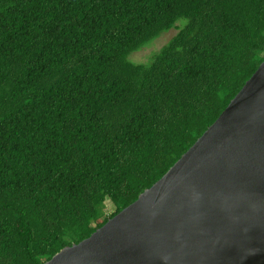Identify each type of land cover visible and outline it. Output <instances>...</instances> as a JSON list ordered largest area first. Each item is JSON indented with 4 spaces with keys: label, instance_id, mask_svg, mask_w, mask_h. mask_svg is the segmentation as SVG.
<instances>
[{
    "label": "trees",
    "instance_id": "obj_1",
    "mask_svg": "<svg viewBox=\"0 0 264 264\" xmlns=\"http://www.w3.org/2000/svg\"><path fill=\"white\" fill-rule=\"evenodd\" d=\"M263 60L264 0H0V264H42L133 203Z\"/></svg>",
    "mask_w": 264,
    "mask_h": 264
},
{
    "label": "water",
    "instance_id": "obj_2",
    "mask_svg": "<svg viewBox=\"0 0 264 264\" xmlns=\"http://www.w3.org/2000/svg\"><path fill=\"white\" fill-rule=\"evenodd\" d=\"M42 264H264V60L158 181Z\"/></svg>",
    "mask_w": 264,
    "mask_h": 264
},
{
    "label": "rangeland",
    "instance_id": "obj_3",
    "mask_svg": "<svg viewBox=\"0 0 264 264\" xmlns=\"http://www.w3.org/2000/svg\"><path fill=\"white\" fill-rule=\"evenodd\" d=\"M184 22L185 20H181L179 25H183ZM177 32L178 29L176 28L163 32L150 44L138 51L133 52L130 58L136 63L145 64L150 62L152 55L159 51Z\"/></svg>",
    "mask_w": 264,
    "mask_h": 264
}]
</instances>
